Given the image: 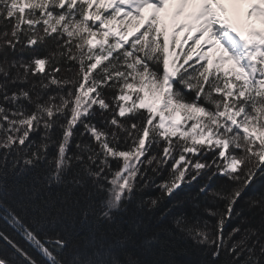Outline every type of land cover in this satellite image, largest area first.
<instances>
[{
  "label": "snow or ice",
  "instance_id": "6c2138e0",
  "mask_svg": "<svg viewBox=\"0 0 264 264\" xmlns=\"http://www.w3.org/2000/svg\"><path fill=\"white\" fill-rule=\"evenodd\" d=\"M42 163L47 192L17 184ZM166 167L141 205L206 179L209 219L176 227L213 264H264V193L245 199L264 177V0H0V264H159L117 217Z\"/></svg>",
  "mask_w": 264,
  "mask_h": 264
},
{
  "label": "trees",
  "instance_id": "16d2710c",
  "mask_svg": "<svg viewBox=\"0 0 264 264\" xmlns=\"http://www.w3.org/2000/svg\"><path fill=\"white\" fill-rule=\"evenodd\" d=\"M37 52L43 55L45 54V49L41 47L37 49ZM24 58L26 60L29 58L26 53L24 54ZM39 80V74L35 77H30L31 82L37 83L36 91H39ZM30 87L31 83L16 84L11 85L10 90ZM49 91L50 93H54L57 89L53 86ZM106 94L110 95L111 93ZM25 106L28 108L32 107L26 102ZM31 139L38 143L40 136L39 134H33ZM50 151L54 153L55 147H52ZM211 157L212 153H208L205 158L210 159ZM116 166L115 162H113V167ZM46 168L47 165L42 163L40 167L26 171L21 176L16 177L17 184L23 186L35 184L38 188H41L42 192H47V189H44L41 183ZM149 174L151 175V173ZM168 174L169 169L166 167L160 174L154 177V183L136 194V198L128 205V211L118 214L117 225L119 228L129 231L132 234L134 243L129 246V250L143 260L149 262L158 261L159 264H213L211 249H208L207 246L196 244L185 232L177 228L174 223L176 218L182 215H185L190 222H193L192 218L194 216L197 218L209 219L204 215L203 209L211 198L209 197L208 200L202 197L200 199L196 198L199 187L206 182V179L183 185L181 189L176 190L171 197L163 196L155 207H150L148 204L141 205L142 201L161 197L162 194L158 185L168 178ZM212 183L222 184L226 183V181L223 177H215ZM261 193H264V177H259L254 180L253 184L246 190L245 199L249 197H258ZM22 194V189L14 190L9 202L11 203L19 199ZM83 206L84 203L82 201L80 207ZM241 206H244L243 201H241ZM17 211L19 212V209H17ZM73 211H77L75 205H73ZM20 214L25 215L24 213ZM27 215L30 216L31 212ZM246 215L254 221H259L260 219L259 216H255L253 213H246ZM212 223H215V221L213 220ZM233 223H238V221ZM231 226V224L226 226V232L230 230ZM112 227H116V225H109L103 221H97L95 217H90L89 224L85 231L91 229L104 231ZM0 228H4L3 220H0ZM6 230L10 234H13L14 238L22 245L27 247L26 242L19 236H15L11 228H7ZM76 230H80L79 225L76 226ZM48 235H52L50 230L48 231ZM153 237L155 239L151 246L146 249L144 247V241ZM41 238H43V234H41ZM3 243V241H0V244ZM28 250L36 259H40L39 254L34 250L30 248ZM205 252H207V255H205ZM226 259L231 258L222 256L218 261L214 262V264H223Z\"/></svg>",
  "mask_w": 264,
  "mask_h": 264
}]
</instances>
